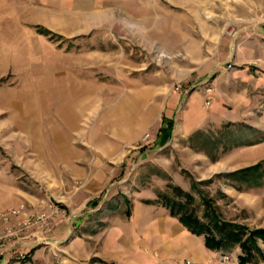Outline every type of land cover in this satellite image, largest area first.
I'll return each mask as SVG.
<instances>
[{
  "label": "crops",
  "instance_id": "crops-1",
  "mask_svg": "<svg viewBox=\"0 0 264 264\" xmlns=\"http://www.w3.org/2000/svg\"><path fill=\"white\" fill-rule=\"evenodd\" d=\"M22 22L39 38L50 39L37 33V27L72 43L89 39L94 45L118 48L124 41L160 67L154 72L133 69L130 60L112 52L109 58L97 59L100 53L95 51L92 60L79 57L72 76L65 79V68H54L53 57L46 56L45 74L32 78L34 86L25 95L29 99L0 105V117L5 115L0 118L1 132L10 131L17 146L12 165L45 193L40 199L10 186L0 171V212L24 205L16 221L37 213L57 215L50 228L31 232L17 247L31 250L27 262L41 244L54 256L67 242V248H59L63 264H218L220 253L207 249L202 236L187 231L158 201L164 181L138 175L151 165L171 179L163 166L169 159L164 157L178 155L180 171L198 181L260 170L264 59L255 52L257 44L264 50L262 0H0L4 68L13 58L5 49L14 46L7 40V27ZM219 66L241 77L238 85L229 83V97H214L218 88L212 80L225 76L215 73ZM4 75L5 69L0 71V103L5 102ZM102 77L110 83H97ZM38 81L44 90L37 88ZM102 87L106 93L98 92ZM39 95L45 96V104H38ZM54 97L58 99L51 100ZM190 100L202 111L215 103L239 110L237 117L222 120L228 126L219 134L226 143L224 151L217 150L198 125L184 128L181 119ZM100 101L105 110L102 121L95 122L85 116V106ZM145 132L151 138L139 145ZM164 134L168 139L162 146ZM7 135L0 145L2 140L11 143ZM72 240L80 243L73 247Z\"/></svg>",
  "mask_w": 264,
  "mask_h": 264
},
{
  "label": "rangeland",
  "instance_id": "rangeland-1",
  "mask_svg": "<svg viewBox=\"0 0 264 264\" xmlns=\"http://www.w3.org/2000/svg\"><path fill=\"white\" fill-rule=\"evenodd\" d=\"M262 5L264 7V0H262ZM27 27L33 28L31 25L25 24L24 22H22L21 25L7 27V40H11L14 46L13 48L5 49V53L12 54L13 58H10V60L7 59L5 68L3 65L0 66V71L5 69V75L1 82L3 84L2 97L5 100V102L0 103L2 106L8 104H21L23 100L29 99V97H26L25 95H28L30 85L33 84L32 87L34 86L32 78L38 76V79H40V76L45 74L44 72L46 65L45 62H42V59L45 60L46 56L53 57L54 68H56L57 65L59 68H65V79L72 76L71 72H74L72 71V67L76 65V61L79 57L85 58V60H92L94 57L93 53L95 51L100 53L98 56H96L97 59L109 58L112 52V56H118L119 58L130 60V62H133L134 65L131 64L128 67H133V69L145 68L146 72H154L160 68L159 66L150 64V56L141 52V50L131 49L125 45L124 41L118 42V48H116L114 45V47H102L100 42H97L94 45L89 41V39H76L77 41L72 43L66 38H39L35 36L32 31L27 29ZM111 39L110 36L107 37L108 44ZM259 46L260 45L257 44L255 55L264 59V50H260L259 48L261 47ZM51 50H53V55L50 54ZM182 67L184 66H181L180 68ZM161 68H163L165 71L168 70V66H161ZM224 68L225 66H219L215 68L216 74H225V76L220 77L218 81L216 80L219 78L218 76L212 80L211 85L218 88V95L214 97H229V83L233 81L236 83V85H238L239 80L241 79L238 71L231 72L229 70H224ZM133 72L135 73V71ZM53 83L55 84L56 81ZM97 83L109 84L110 82L107 80V77H102L99 81H97ZM166 83L169 84L173 82ZM38 85L39 86L37 88L39 90L45 89L42 86L40 87V82ZM102 88L103 89L99 90L98 92L100 93L101 91L102 93H106L104 90L105 87ZM56 99L58 98H51V100ZM45 101V96H38V104H45ZM90 105L91 104L86 102L85 108L87 111L85 112V116H87V118L89 116V118H94L93 120L95 122H101V116L102 113H104L102 111L105 110L104 102L100 101L96 106L91 105L92 108L89 109ZM216 111H220V114L214 113ZM238 111L239 110L237 109H228L227 106H221L218 103L213 104L211 109L202 111L195 103H193V101L190 100L183 112L181 123L183 124L184 128L192 125L195 127L198 125L199 129H201V132H203L205 135H208V138H210V141L214 143L216 149L224 151L226 143L222 140L221 135L219 134L222 133L228 126L222 124V120L231 117H237V114H239ZM4 116L5 115H2L0 118H4ZM85 121L88 122V120ZM3 122H5L4 125H7L6 127H10V123L6 121ZM2 129H0V140L1 137L4 139L6 134H8L7 138H9L8 141L11 143L7 144L3 140L1 141L0 171L5 172L6 181L10 186H20L21 189L27 191L29 194L43 199L45 193L41 191L39 187L27 176L21 174L19 169L12 165L11 159L14 158L18 153L17 146L14 144V140L9 137L11 132H4L2 134ZM228 145L231 146L232 144L228 143ZM188 148L190 149V147ZM164 160L169 162L168 165L163 164V166L166 172L172 176L171 179H169L160 169L152 167L151 165L145 167L142 172L139 173L138 178L140 179V176L145 174L147 177L153 176L161 182L164 181V190L161 192L167 193L169 195L172 193L171 190L167 188V185H178L181 189L193 196L194 202L191 205V209H194L197 216L201 219H203V215L205 213V207L203 203L205 200L210 202V206L215 209L220 219L224 221L240 224L246 227L249 231L264 228V159L262 160L260 170L254 172L255 175L257 174L256 176L248 173V171L246 172L248 169H245L233 174H226L225 176H213L211 179L205 181H198L195 177L190 176L187 172H181L179 169L181 167V163L179 162L181 157L179 155L175 158L164 157ZM252 171L253 170H250V172ZM138 194L141 196L142 192H138ZM56 217L57 215H54L53 218ZM76 221L77 219L73 220L72 222L74 231H76V227H79V224L75 223ZM67 239L68 238L65 237L61 239L60 242H65ZM44 242L47 241H42V243ZM70 243L73 247H75V245L80 242H73L72 240ZM257 244L264 252V243L258 240ZM41 245V247L34 251L31 260L28 262L27 260H29L28 256L30 255L31 250L29 248L16 247L14 250H12L14 254L6 256V253H3L0 255V264H25L26 262V264H63L61 262L63 257L60 253L62 251L61 249L68 247L69 244L67 242L59 246L57 250L55 249L57 247H54L57 252V255L54 256L52 255L50 248L46 249L43 244ZM226 252L230 257L231 264H238L237 257L240 254L239 248L234 247ZM257 264L264 263L260 262Z\"/></svg>",
  "mask_w": 264,
  "mask_h": 264
},
{
  "label": "trees",
  "instance_id": "trees-1",
  "mask_svg": "<svg viewBox=\"0 0 264 264\" xmlns=\"http://www.w3.org/2000/svg\"><path fill=\"white\" fill-rule=\"evenodd\" d=\"M36 31L49 38L58 37L42 27H37ZM167 188L172 194L159 192L158 201L187 231L193 235L202 236L207 249L228 254L226 251L238 247L240 250L237 257L238 264L264 263V252L257 244L258 240L264 243V228L249 231L240 224L224 221L210 206V202L205 200L203 201L205 213L201 219L195 210L191 209L194 202L191 194L172 184L167 185Z\"/></svg>",
  "mask_w": 264,
  "mask_h": 264
},
{
  "label": "built area",
  "instance_id": "built-area-1",
  "mask_svg": "<svg viewBox=\"0 0 264 264\" xmlns=\"http://www.w3.org/2000/svg\"><path fill=\"white\" fill-rule=\"evenodd\" d=\"M230 67V66H229ZM151 138L149 132H145L139 139V145H146ZM24 205L9 207L0 212V255L6 250H14L22 246L31 232H43L50 228L55 214L37 213L22 220L16 221L23 214ZM185 264H194L186 261ZM218 264H231L227 254L218 255Z\"/></svg>",
  "mask_w": 264,
  "mask_h": 264
},
{
  "label": "water",
  "instance_id": "water-1",
  "mask_svg": "<svg viewBox=\"0 0 264 264\" xmlns=\"http://www.w3.org/2000/svg\"><path fill=\"white\" fill-rule=\"evenodd\" d=\"M167 139H168V134H164L162 139H161V145L162 146L166 144Z\"/></svg>",
  "mask_w": 264,
  "mask_h": 264
}]
</instances>
